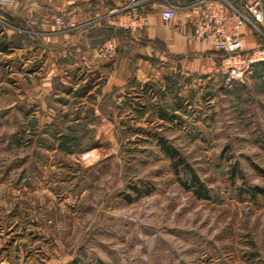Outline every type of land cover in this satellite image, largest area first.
I'll use <instances>...</instances> for the list:
<instances>
[{
	"label": "rangeland",
	"instance_id": "374dc122",
	"mask_svg": "<svg viewBox=\"0 0 264 264\" xmlns=\"http://www.w3.org/2000/svg\"><path fill=\"white\" fill-rule=\"evenodd\" d=\"M5 53L0 264H264V63L229 86L209 79L186 101L150 88L133 104L149 108L156 139L119 133L116 147L105 148L112 158L92 165L96 132L85 125L96 119L68 128L69 117L57 113L76 101L30 99V64ZM49 103L53 125L37 129ZM159 110L169 117L162 121ZM159 137L186 159L204 198L182 185L191 176L174 171Z\"/></svg>",
	"mask_w": 264,
	"mask_h": 264
},
{
	"label": "crops",
	"instance_id": "0c3cea01",
	"mask_svg": "<svg viewBox=\"0 0 264 264\" xmlns=\"http://www.w3.org/2000/svg\"><path fill=\"white\" fill-rule=\"evenodd\" d=\"M200 1L14 0L3 6L7 0H0V42L6 41L0 43V55L7 50L14 63L26 59L30 64V99L76 101L74 109L56 112L69 117L68 128H81L83 121L96 119V124L85 125L96 132L88 155L92 165L102 164L112 158L105 148L116 147L119 133L138 132L156 139V130L146 120L149 108L135 107V100L143 102L154 87L174 97V102L186 101L190 91L211 79L221 55L193 36ZM166 8L176 10L170 22L162 18ZM56 16L63 24H55ZM132 18L144 26L137 30L121 26ZM242 37L247 50L264 44L249 26L242 29ZM108 43L115 49L114 57L101 52ZM88 99L100 107H85L90 105ZM50 103L44 105V119L37 129L52 127L56 109ZM159 113L162 121L170 114ZM43 191L50 198L51 191ZM57 243L61 244V234Z\"/></svg>",
	"mask_w": 264,
	"mask_h": 264
},
{
	"label": "built area",
	"instance_id": "2783aa9c",
	"mask_svg": "<svg viewBox=\"0 0 264 264\" xmlns=\"http://www.w3.org/2000/svg\"><path fill=\"white\" fill-rule=\"evenodd\" d=\"M14 0L1 3L8 6ZM201 11L193 23L194 38L220 53L221 58L211 79H221L225 86L241 80L258 63H264V44L247 50L242 29L249 26L264 43V2L263 0H201ZM162 18L170 22L176 18L174 8L162 11ZM62 24V18H56ZM137 30L144 26L138 18H132L121 25ZM102 54L114 57L115 49L108 43L101 49ZM188 75H186L187 77Z\"/></svg>",
	"mask_w": 264,
	"mask_h": 264
},
{
	"label": "trees",
	"instance_id": "16d2710c",
	"mask_svg": "<svg viewBox=\"0 0 264 264\" xmlns=\"http://www.w3.org/2000/svg\"><path fill=\"white\" fill-rule=\"evenodd\" d=\"M157 141L161 151L172 161V167L174 171L177 174H179L180 168H182L185 174L191 176V180H190L191 185L188 186L187 183H182V185L188 190H190L191 188H195L198 197L204 198L205 197L204 187L200 182V180L198 179V177L196 176V174L193 173L186 159L178 151H176L166 139L159 137ZM134 190L138 192L136 188Z\"/></svg>",
	"mask_w": 264,
	"mask_h": 264
}]
</instances>
